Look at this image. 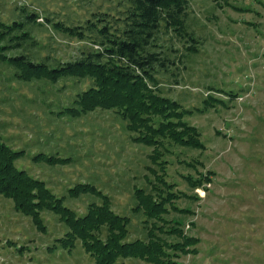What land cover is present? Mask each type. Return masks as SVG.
<instances>
[{
	"label": "rangeland",
	"instance_id": "obj_1",
	"mask_svg": "<svg viewBox=\"0 0 264 264\" xmlns=\"http://www.w3.org/2000/svg\"><path fill=\"white\" fill-rule=\"evenodd\" d=\"M122 2L0 0V18L17 19L13 11L18 6L33 10L44 24L33 30L40 42L38 54L69 61L93 45L54 30L44 17L80 24L92 12L117 15ZM188 9L186 23L199 41L197 52H188L187 43L172 34L162 35L160 50L174 60L176 75L162 72L157 79L163 95L190 111L183 119L197 128L205 145L203 150L173 145L164 156L166 179L175 191L197 194L175 201L189 214L167 216L181 219L184 231L200 240L197 253L181 256L178 264H264V0H189ZM12 72L0 66V133L13 149L25 150L17 166L45 181L56 196H64V204L79 215L101 199L91 194L70 197L68 190L78 183L94 184L115 212L130 215L133 189L149 191L147 180L154 181L148 170L152 147L133 141L135 134L113 110L97 109L75 118L56 114L92 84L90 79L21 82ZM229 91L235 95H227ZM210 95L227 106L200 111ZM39 152L71 159L48 165L34 160ZM206 171L213 172L207 190H191L182 177ZM57 216L42 212L47 229L42 234L31 218L14 209L11 199L0 195V264H94L79 242L69 252L50 249L66 231ZM140 229L132 217L131 239L139 237Z\"/></svg>",
	"mask_w": 264,
	"mask_h": 264
},
{
	"label": "trees",
	"instance_id": "obj_2",
	"mask_svg": "<svg viewBox=\"0 0 264 264\" xmlns=\"http://www.w3.org/2000/svg\"><path fill=\"white\" fill-rule=\"evenodd\" d=\"M120 5L117 15L111 11L92 12L80 24L67 25L44 17L54 30L93 45L69 61L38 54L40 42L33 30L44 24L38 21L39 14L18 6L13 11L17 19L12 17L7 22L0 18V66L12 68V76L21 82L81 83L90 79L92 84L76 92L68 106H59L56 114L75 118L97 109L115 111L126 122L127 130L135 134L133 141L152 147L148 170L154 181L147 177L150 190L133 189L134 206L127 215L115 212L108 196L94 184L78 183L68 190L70 197L91 194L101 199V203H89L86 213L79 215L64 204V196H56L45 181L17 166L25 150L13 149L0 133V195L11 199L14 209L31 218L36 231L42 234L47 233L42 212L58 215L66 231L55 238L50 248L53 251L69 252L79 242L94 264H125L123 261L130 259L178 264L181 256L197 253L200 240L184 231L181 219L167 216L170 212L189 214V209H178L175 201L192 199L197 194L175 191V184L166 179L168 161L164 156L170 154L173 145L200 150L205 145L197 128L183 119L190 111L158 88L160 73L176 75L171 69L175 62L160 50L159 40L162 35L172 34L187 43L188 52H197L199 41L186 23L189 0H123ZM204 104L202 110H197L217 104L227 106V102L212 95ZM70 159L46 152L34 157L48 165L65 164ZM212 174L206 171L197 177H182L191 190H207L205 184L211 182ZM132 217L141 225L139 237L134 239L130 237Z\"/></svg>",
	"mask_w": 264,
	"mask_h": 264
}]
</instances>
